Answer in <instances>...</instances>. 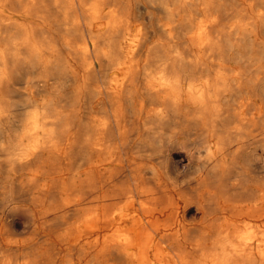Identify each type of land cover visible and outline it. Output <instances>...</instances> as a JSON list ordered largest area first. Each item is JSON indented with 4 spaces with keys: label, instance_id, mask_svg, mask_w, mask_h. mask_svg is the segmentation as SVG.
<instances>
[{
    "label": "bare ground",
    "instance_id": "bare-ground-1",
    "mask_svg": "<svg viewBox=\"0 0 264 264\" xmlns=\"http://www.w3.org/2000/svg\"><path fill=\"white\" fill-rule=\"evenodd\" d=\"M0 264H264V0H0Z\"/></svg>",
    "mask_w": 264,
    "mask_h": 264
}]
</instances>
